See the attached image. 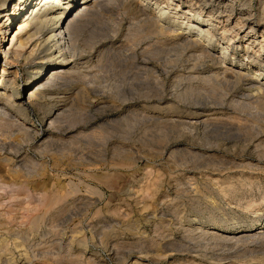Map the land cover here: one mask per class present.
I'll return each instance as SVG.
<instances>
[{
  "label": "rangeland",
  "instance_id": "rangeland-1",
  "mask_svg": "<svg viewBox=\"0 0 264 264\" xmlns=\"http://www.w3.org/2000/svg\"><path fill=\"white\" fill-rule=\"evenodd\" d=\"M156 1L168 2H145ZM227 1L258 11V0ZM170 3L179 24L189 4ZM96 6L74 43L77 68L48 79L49 66L28 84L32 56L8 72L18 106L0 105V264H264V97L193 73L223 64L150 33L132 0ZM193 17L215 30L212 57L228 46L239 68L247 53L264 82L261 27L224 38V22Z\"/></svg>",
  "mask_w": 264,
  "mask_h": 264
},
{
  "label": "bare ground",
  "instance_id": "bare-ground-1",
  "mask_svg": "<svg viewBox=\"0 0 264 264\" xmlns=\"http://www.w3.org/2000/svg\"><path fill=\"white\" fill-rule=\"evenodd\" d=\"M102 1L103 0H0V57H2L1 61L3 63L0 75L1 108L17 110L18 105L14 103L15 99L13 97L14 89L11 87V91L9 90V85L14 82L17 71L14 70V79L8 76V72H11L10 68L17 65L20 60L29 62V59L32 56H34L33 59H38L37 62L35 59V65L31 67L25 75V82L28 84L34 83V81L43 78L46 74L45 71L49 66L56 65V67L51 68L52 72H50L48 79L65 72L67 73V67L70 64V69L77 68L76 65L78 61L76 59L81 58L78 57L74 43L80 35L82 19L93 10V7L98 5V3L100 4ZM132 1L133 6L146 15L147 18L145 20L150 23L152 27L149 31L150 33L175 35L182 39L184 44H188L192 48H197L201 57L203 56L205 59L210 57L211 59H209L213 64H223L220 67H212L211 69L214 70L208 71L207 74H205L207 71L203 68L205 66L197 67L198 65L195 64L191 67L193 73L199 74L198 76H201L200 74L204 73V75H202L204 81L213 80L217 83L220 79V83H217V85L221 84V82H226L227 84L233 83L235 84L234 87L239 88L242 92L241 95H245L246 97L252 98L260 95L264 97V82L260 83L259 81L260 74H262L260 72L261 68H258L256 72H249L250 67H252L250 61L252 56L250 57L246 53V66L242 67L241 63L239 64V68L233 67L235 62L233 63V61L230 60L226 61L225 58L228 56V46H223L218 57H212L211 49L209 48H214V42L216 41H214L215 30L204 28V26H202L203 23L202 25L199 24L197 28L194 27V25H197V20L193 17L194 15H200L201 12L204 11L208 15V21H212L213 16L220 23L224 22L220 34L221 37L224 38L227 37L224 35L225 32L232 30L234 31V36H236L239 34V30L242 27L244 28L249 24H251V29L253 28V25L259 26L261 27V30L259 31L261 39L258 42L261 49L264 45V0H258V11L255 13L256 15L237 8V6L227 0H214V4L208 6V10L205 4L202 3L199 4L198 10L192 9V5L201 2V0H177L178 3L183 1L189 4L187 6L188 12H180L181 15L184 16L182 17L183 21H179V24L178 22L175 23L167 19L169 16L168 7L171 6L170 2H172V0H167L168 2L160 7L158 6L157 1L151 4H147L145 2L146 0ZM33 4H35L34 8L31 10L27 18L18 22L16 30H14L13 33L11 31L12 34L9 33L7 30L10 29V26L14 23L16 17ZM152 5H154L153 8L157 9L156 13H146L149 10L148 7L151 8ZM240 5L245 4L242 2ZM177 6H179V4ZM193 10L194 12H192ZM215 12L228 13V17L234 15V30L233 26L227 28L229 27L230 20L228 17L222 20L219 15L214 16ZM10 34L11 37L9 39ZM252 37H254V39H259L255 35H252ZM231 39L232 38L228 37L229 44ZM8 40L9 44L5 46ZM256 41L257 40H255V42ZM247 48L249 47L245 46V49ZM226 63H228V67L224 66ZM85 64L87 63L84 62V65ZM40 87H42V84H38V88ZM29 97H31V95H29ZM232 230L233 229H228L229 232Z\"/></svg>",
  "mask_w": 264,
  "mask_h": 264
}]
</instances>
